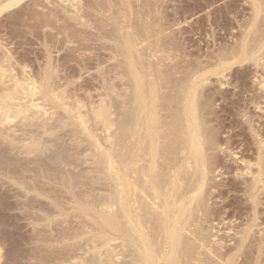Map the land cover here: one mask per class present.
<instances>
[{
  "label": "bare ground",
  "instance_id": "6f19581e",
  "mask_svg": "<svg viewBox=\"0 0 264 264\" xmlns=\"http://www.w3.org/2000/svg\"><path fill=\"white\" fill-rule=\"evenodd\" d=\"M22 1L0 0V15ZM62 1L69 2L77 10H63L69 20L75 24L81 22L96 32H88L84 27L73 28L75 24L72 26L64 19V15L59 16L62 11L51 9L47 14H39L34 1L32 4L27 2L25 7L21 6L26 19L20 21H35L32 25H26L29 30L25 26L27 31L32 32L30 28L34 31V27L50 28L55 32L43 34L40 39L44 48V53L41 51L43 56L37 59V68L28 73L24 69L29 65L25 58L15 56L14 61V57H9L6 51L0 55V175L8 176L11 179L9 182L16 184L19 190L39 195L44 192L47 198L50 194L53 199L52 192H58L60 188L71 192L73 203L69 206L79 210L91 224H85L84 229L76 228L69 234H60L56 242L70 236L81 238L94 233L87 239L90 243L86 241L84 244L89 245L85 251L86 246L81 245L84 246L81 249L85 256L89 251L93 256L90 253L89 257H74V254L72 260H75V264H264V231L257 228L262 224L258 207L264 204L260 197L264 192V123L262 127H256L253 117L247 115L241 104V101L247 100L248 96H244L251 90L247 82L250 75L254 79L251 83L264 93V0H245L250 5L251 13L243 20H236L238 30L233 32L235 26L224 22L227 24L224 27L226 36L222 34L230 40L224 38L216 42L218 38L212 36V40L217 39L212 43V40L207 42L209 45L206 43L208 49L203 54L187 53L181 49V44L168 40L164 50L166 54L170 53L169 49L175 50V53L172 52L175 58H171L174 64L160 60L166 62L163 66L152 64L147 56V51L154 53L158 41L147 45V50L136 47L137 39L142 44L148 37H153L150 34L154 31L148 27L149 24L146 27L138 26L137 29L132 28V24L131 27L127 25L131 21L127 20V13L124 12L126 8L116 9L115 4L112 5L115 2L111 3V0H108V5L87 4L96 12L95 17L101 11L105 14L108 10L111 14L115 13L116 17L117 12L118 15L122 14L121 18L115 19L106 13L107 16L102 14L101 18L95 20L91 19L93 15L84 18L83 13L79 12L80 8L76 4L81 0ZM81 18L86 21L82 22ZM212 21L211 30L219 25L218 21ZM17 24L21 23L15 22L18 27ZM222 25L218 29L222 30ZM17 27L14 29L17 34L15 37L23 36L21 28ZM106 27L109 30L102 31ZM214 31L212 34L216 33ZM89 40L110 43L108 46L101 44V48L109 51L108 58H105L113 62L107 68L102 61L94 63L96 73L90 78L100 82L101 91H104L94 96L85 92L84 89L88 88L83 89V85L76 87L75 69H63L64 73L60 70L68 61H76L81 68H87L88 63L81 62L85 61L82 51L91 50L87 45ZM54 41L78 45L72 49L68 47L71 50L62 57L60 63V60L53 61L51 57L50 49ZM170 56L166 55L164 59L168 60ZM172 68H175L173 73ZM211 77L216 83L212 82ZM117 79L126 81L127 85L129 82L130 86L123 88H129V92L116 91L120 87L116 86ZM223 85H232L238 91L232 93V98L227 97L225 90H221ZM119 89L122 90L121 87ZM256 93L253 92L248 100L259 107L258 99L264 98V95ZM218 96L230 103V109L232 105L236 107L243 120L238 118L241 116L230 117L229 120L223 116L225 120L220 119L222 115H218V108L224 111L227 108L226 104L220 106L222 109L215 107L219 104L216 101L221 100ZM121 109L125 111L121 113ZM16 119L18 121L11 126L10 123ZM15 127H24L20 129L19 136H16L18 129ZM65 128L68 130L63 132ZM240 147L242 151L238 150ZM245 149L251 151V158L244 155ZM80 155L87 157L84 161H90L101 175L100 179L109 185L108 196L103 200L90 201L88 193L82 189L83 184L76 181L84 172L76 174L77 171L73 173L74 169L70 171V167L77 165L75 162ZM225 157L229 158V163ZM226 173L231 174V177L225 184L216 182L217 179L215 181L216 177ZM240 178L243 187L239 190L243 192V198L225 199L220 207L210 202L214 192L224 199L226 191H238L237 179ZM220 185L223 188L227 186V190L220 188ZM55 186L60 187L59 190ZM243 204L245 206H241ZM232 205L236 210L248 209L246 218L243 223H239H242L241 228L232 229V236L216 237L218 232L213 233V230L218 231V228L215 229V225L222 223L226 219L225 215L228 218L226 208ZM98 206L103 208L98 210ZM215 221L220 223L216 224ZM41 234L36 235V240L42 241L45 253L51 255V246L55 241L50 237L43 239L41 237L44 235ZM39 252L34 253V259L38 262L46 264L49 257L53 256L47 258L40 256Z\"/></svg>",
  "mask_w": 264,
  "mask_h": 264
},
{
  "label": "rangeland",
  "instance_id": "374dc122",
  "mask_svg": "<svg viewBox=\"0 0 264 264\" xmlns=\"http://www.w3.org/2000/svg\"><path fill=\"white\" fill-rule=\"evenodd\" d=\"M32 1L35 2V5H36L35 8L37 7L36 8V11L39 14H47V13H49V10L51 11V9H53V10H57V11H62V12L59 13V16H62V15L65 14L63 10H68L69 9V11L70 10L73 11V10L76 9L75 6L73 7L72 5H69V2L67 3L66 1L64 2L62 0H23L20 4H17L15 6H12V7L8 8V10L7 9L4 10L5 12L3 11L1 13V15H0V44H1L0 45L1 46V48H0V55L3 54L6 51L7 54L9 52V55H10V56L8 55L9 57H14V59L12 58L14 61H15V58L17 56H21L22 58H25L26 62L29 64L28 65L25 62L28 65L27 68L26 67L24 68L27 73L30 70H35L37 68L36 65H38V60H40V58H42V56H43V53H44V50L43 49L44 48H43V46L41 44V40H40L42 38L43 34H46V32H47V34H51V33H54L55 32V30H52L50 28H44V29L37 28L36 29L33 26H30V27H33L34 31L31 28H30V30L32 32L26 30V28L28 29L27 26L29 24L32 25V23L34 24L35 21L32 20V22L30 21V23H25V20H24V22L23 21L21 22L20 19H23V18L26 19V16L25 15H22V13H23L22 8L26 6L24 4H26L27 2H29L28 4L34 3ZM192 1L193 0H111L110 2L111 3L115 2L112 5L115 4V8L116 9H121L122 8L124 10L126 8L124 12L127 13V20H130L131 21L130 23L127 21V23H129V24H127V23L126 24L129 25V26H130V24H132L133 25V26L131 25L132 28H136L138 26H139L138 28H140L141 26H144V25L146 27L147 24L150 25L148 27H150L151 29H153V31H154L153 34H150L153 37H148L147 40L145 41L146 43L143 41L142 44L139 42L141 40L137 39L136 47L139 48L140 50H142V49L146 48L147 45H151L152 43L156 44V41H158L157 44H156V47L153 50L154 53L152 51H147V53L149 52V54L147 55L149 58L148 57L147 58H148V60L150 62H152V64L155 63L154 65L163 66L167 61H169L168 63H170L172 65L174 64V60L171 59V58H175V57H173L174 54L172 53V52L175 53V50L173 51L172 49H169L170 50L169 51L170 52L169 54L168 53L166 54L167 51L164 50V49H166L165 48V44H166V42H168V40L169 41H175V42L181 44L180 45L181 46V49H184V51H186L187 53H190V52H194L195 53L196 52L198 54H203V53H205V51H207V49H208L207 46L210 43L214 42L213 40H215V39L218 38L216 42H219V40L223 41L224 38L225 39H228L227 37H224V36H226V34H225L226 32H224V27H226L227 24L231 23L232 25H234L235 28H233L232 31L233 32H236L238 30L236 28L237 27L236 26L237 25L236 20H241V19L243 20V18L245 16L247 17L248 14L251 13L250 5L245 0H222V1L221 0H218V1L217 0L216 1L215 0H209V1H207V0H194L193 2ZM47 2H48V4H47ZM59 2H61V3H59ZM95 2H96V4H95ZM107 2H108V0H96V1L95 0H93V1L92 0H81L80 3H78L76 5L79 6V8L81 10V11L79 10V12L80 13H83L84 18H87L86 16H91V17L94 16L93 18H91V17L90 18L96 20V19L101 18L102 17V14H104V12L101 11L100 14L98 13L99 16L97 15V17H95L96 16L95 15L96 12L90 6L91 5H93V6L95 5L96 6L98 3L99 4H104V5L107 4L108 5ZM126 3H127V5H126ZM87 4L90 5V6H88ZM21 6H23V7H21ZM65 6H68V7H65ZM86 7H88V8H86ZM222 9H223V11H222ZM17 10H18V12H17ZM233 10H235V11H233ZM75 11H77V10H75ZM75 11H73V12H75ZM193 11H195V12H193ZM110 12L111 11L108 10V12H106V13L108 15H112L115 19L118 18V17H120V18L122 17L121 16L122 14L119 13V15H118V12L116 13L117 17L114 16L115 13L114 14H111ZM223 12H224V14H223ZM226 12H227V14H226ZM17 14L20 15V16H18ZM105 14H104V17L107 16V14L106 15ZM184 16H185V18H184ZM217 17H218V19H217ZM12 18H14V19H12ZM84 18H81L82 19L81 20L82 22H85L86 21ZM64 19L67 20V23H69L71 25L72 24L73 25L75 24V22H72L71 20H69L65 15H64ZM201 19H202L203 22L201 21ZM211 19L212 20L214 19L216 23L218 21V24L219 25H216L215 24L216 27L218 26L216 30H215L216 27L215 28L212 27V30H211V26H210V25H212V23H211L212 20ZM223 19L225 21H222L221 22V20H223ZM227 21H228V23L225 24ZM15 22H18V23H21V24L20 25L17 24L18 25V27H17L15 25ZM61 22L62 21H60V23ZM96 23H97V21H96ZM161 23L165 27L162 26ZM4 24H6V25H4ZM13 24L15 25L14 27H13ZM22 24H24V25H22ZM78 24H79V22L77 21V23L74 26L72 25L73 28L75 27L76 29H82L84 27V29L86 28L85 30H87L88 32H91V33H95L96 32L95 29H93L91 27H88L86 25L84 26V24H82L81 22H80L79 25ZM94 24H95V21H94ZM222 24L225 25V26H223ZM215 25L213 24V26H215ZM221 25L223 27V28L221 27L222 30L218 29V28H220ZM25 26H26V28H25ZM16 27L19 28V29L21 28L20 29L21 30V34L24 33L23 34L24 37L22 35L20 37H18V36L15 37L17 35L15 33V30H14ZM108 30H109V28L106 27L102 31H108ZM41 31H42V35H41ZM213 31L216 32V33L212 34ZM166 32H168V33H166ZM207 32H209V33H207ZM222 32L225 34L224 36H223ZM32 33H35V34H32ZM210 34H212V35H210ZM217 34H218V36H215ZM59 36L62 37V35H59ZM212 36L217 37V38H213V40H212ZM222 36H223V38H222ZM183 39H184V41H181ZM228 40H230V39H228ZM55 41H56V39H55ZM55 41L52 42V46H51V49H50V51H51V57H52L53 61L60 60L59 61L60 63L63 60L62 57H64L65 55H68V53L70 52V50L72 49V47L74 45L75 46L78 45V44L76 45V43H74V42L73 43L72 42H70V43L67 42L65 44V42L57 43ZM207 42H210V43L208 44ZM104 43H105L104 41H99V42L98 41L96 42V41H93V40L87 41V45L91 49L90 51H91L92 54L90 53L89 50L82 51V56L85 57V58H83L85 61L81 62L82 64L83 63H88L87 68H84V69L81 68L78 63H75L76 61H68V62L65 63V65H64L65 67L64 66H61L60 67V70L62 71L61 73H64V70L63 69H65V70L66 69L69 70V68H70V70L75 69V71L77 72L76 73V76L74 78L75 81H76V83H75L76 84V87H79V85L81 84V85H83V87H82L83 89L84 88H88V89L91 88L92 90L89 89L90 91H87L88 89H84L85 92H87V93L90 92L91 96H94L96 94H101V93L104 92V91H101L103 88H101L102 86L99 84L100 82H98L96 80L94 81L92 79V77L90 78V76H94L95 75L94 73H96L95 68H94V63H96L98 61H100V62L102 61L103 62V65L106 66V68H107V66H110V65L113 64V62L111 63V61H107V59H106V58H108L107 56L109 55V51L108 50H104L103 48H101V44H104ZM106 44L108 46L110 43L106 42L104 45H106ZM68 47L71 48V49H69ZM100 48H101V50H100ZM205 48H206V50H205ZM10 49H11V51H10ZM94 49H95V51H94ZM57 50H59V51H57ZM144 50H147V48L144 49ZM161 50H162V52H161ZM2 51H3V53H2ZM163 51H164V53H163ZM161 54H162V56H161ZM170 54H171V56H170ZM92 55H94V56H92ZM166 55H169L170 56V58H169L170 60L169 59L168 60H165L164 59V57ZM37 57H39V58H37ZM160 60H163V61H166V62L163 63V61H160ZM88 61H90L91 63H89ZM159 62H161V63L159 64ZM70 65H71V67H68ZM89 65H90V67H89ZM18 67H20V69H21V66L20 65ZM16 68H17V66H16ZM93 69H94V71H93ZM160 69H164V67H162V68L160 67ZM68 70H66V71H68ZM235 70H237V69L235 68ZM171 71L173 73L175 71V68H172ZM79 72L81 73V75H80L81 77L78 76ZM83 77H84V79H83ZM247 78L246 79L248 80L247 81L248 82V85L250 86L249 88L254 92V94L256 92L258 93L260 90L257 88V85L251 83L254 80L252 78V75L248 76ZM117 80H115L116 86H119L120 85V87L122 88V90L120 91V89H119L120 87H119L118 89H116V91L117 92H120V93L122 91H124V93H126L125 91L129 92L128 91L129 88H127V87H126L127 89H124L123 90V88H125V86L127 85L126 81H122L121 82L120 80H118V81ZM211 80H212V82H214V78L211 77ZM84 82L86 84H84ZM214 83H216V82H214ZM75 84H74V86H75ZM87 84H89V85H87ZM127 86L128 87L130 86L129 85V82H128V85ZM96 87L98 89L95 90L94 88H96ZM211 87H212V85H211ZM222 87H221V90L222 91L225 90L224 93L226 94L227 97H230L231 96V98H232V93H234V91L235 92L238 91V89L237 88H234L232 85H223ZM99 89H100V91H99ZM97 90L100 93H98ZM251 90L245 94V96H244L245 98H247V96L249 98L250 95H252L253 92ZM81 92H83V91H81ZM94 92H95V94H94ZM260 92L258 94L264 95L263 92H261V93ZM219 96H221V94H219ZM248 98H247L246 101H245V99H244V101H241L243 103H241V102L240 103L244 105L247 115H250L251 117H253L252 120L254 121V125L256 127H259V125H260V127H262L261 124L264 123V98L262 97V99H258V100H260L259 101V107H256V105L254 103H251V101L248 100ZM227 102L228 101H224L223 99H221V100L218 99L216 101V104L219 103L218 105H215V107L217 106L216 108H218L220 106L222 107V105H225V104H226L225 107L227 108L226 109L227 111H224L221 107L220 108L222 110H219V108H218V111H220L218 113V115L219 116L222 115L220 117V119H224V118L226 119V118H228L227 120H229L230 117H234V116L235 117L236 116L238 117V116H241V115H238L239 112H237V110H235L237 108L232 105V109H230L231 108L230 107L231 105H229L230 103H227ZM233 107H234V109H233ZM229 109H230V112H229ZM121 110H120L121 113L125 111V109H123L124 111L123 110L121 111ZM225 112H228V114H230V115H228L227 113L225 114ZM227 115H228V117H227ZM231 115H233V116H231ZM223 116H224V118H223ZM238 118L242 119L243 117L241 116V117H238ZM17 121H18V119H16L13 122H11L10 123L11 126L14 125ZM7 127H10V125L8 124ZM1 128L4 129L3 126ZM5 128H6V126H5ZM21 128H16V127L14 128V129H18L19 130V131L16 130V132H15L16 133V136H17V134H18V136L21 134L20 133V129ZM67 130H68V128H65L62 131L65 132ZM11 132H12V130L9 131V133H11ZM102 135H104V133ZM224 135H225V133L223 134V136ZM68 144H69V142H68ZM69 145H71V142H70ZM238 150L242 151V148L241 149H238ZM243 153H244V155H246V157L251 158V156H252L250 154L251 151H248L246 149L243 151ZM239 155H237V156H239ZM22 156H24V155H20L19 157H22ZM78 158H79L78 160L80 162L78 160L76 161L77 163L75 162V165L77 164L76 166H78V167H76V166L73 167V168L70 167V171H72V169H74L73 170L74 171L73 173H75L76 171L78 172V173L76 172V174H79V173L81 174V173L84 172L83 173L84 176L82 175V177H81L83 179H81V178L78 177V178H76V179H78L76 181H79L80 183L83 184V188L82 189L83 190H86V192L88 193V198H90V201L92 200V202H93V201H97V200H101V199L103 200L104 198H106L108 196V193L109 192H107V191L109 190V185L107 184L106 181H104V180L102 181V179H100L101 175L99 173H97V171H95V169L93 168L94 166L91 163H89L90 161H84V158L87 159V157H85L83 155H80V156H78ZM228 159L226 158L227 161H228ZM230 162H231V164H233V167H234V163H232V160ZM228 163H229V161H228ZM89 170H92V172H90ZM27 175H28V177L30 176V174H27ZM95 176H97L98 178L95 177ZM5 177H6V179H5ZM230 177H231V174L226 173L224 175H220V176L216 177L215 178V181L217 179L216 182H219V183L221 182L222 184L223 183L225 184V182H227L228 181V178L230 179ZM9 180L11 181V179L8 176L0 175V264H45L43 262H38L37 259H34V257L36 256V255H34V253L36 251H38V252L40 251L39 252L40 253V256H45V257L47 256V258H48V256L53 255V256L49 257V260H47L48 263H46V264H75L74 263L75 260L74 259L72 260V257L74 256V254H75L74 257H78V255H79V257L80 256L81 257H87V256L89 257L90 255L93 256L92 255L93 253H91L90 251H89V254L90 253L91 254L90 255L88 254V255L85 256L84 251L87 249V246H89V245H84V244L86 243L87 239L89 240L90 237H92V234H94V233H90L88 235L85 234V235L81 236V238L80 237H77V238L74 237L75 239L70 236V237L65 238L61 242H56V240H57L56 238H59L62 235V233L63 234L64 233L69 234L72 230L74 231L76 228L84 229L83 227L85 226V224H91L90 221L88 222L87 220H85L84 215L81 212H79V210L71 209L70 206L73 203L72 202L73 199L71 200V192H66L62 188H60L58 186H55V187H57L58 190L60 188V190L58 192H52V193H54L52 195L55 196V198H54V196H52L53 197V199H52L50 194H49V197L47 198L48 195L46 194L47 195L46 196L44 192L39 195L38 193H35V192H29V191L28 192H25L22 189L19 190V187L16 186V184L13 185V182L11 183V182H9ZM237 180H238L239 183L242 182L241 178H240V180L239 179H237ZM92 183H93V185H92ZM239 183L237 184L238 191L237 190H236V192L235 191H229V190H228L229 192L226 191L225 192V196H224L225 198L224 199L223 198L221 199L220 197H218L219 196L218 195V192H214V194H213L214 196L212 195V199L210 200V202L213 201V202H215V206L216 207L217 206L220 207V205H222L223 202H225V199L229 200V199H232L233 197H238L240 199L243 198V192L241 190H239L240 187L241 188L243 187V184L240 183L241 185H239ZM84 185L86 186V188H85ZM88 187H90V188H88ZM219 187L222 188L223 190L224 189L227 190V186H225L223 188V186L220 185ZM86 192H83V193H86ZM215 196L217 197V199H216ZM260 197L262 198V202L264 203V192L260 195ZM213 198H215V199H213ZM58 203L61 204V207H60V204H58ZM31 204H33V205H31ZM66 206H68V207H66ZM211 206L214 207V204L212 203ZM241 206H245V205L243 204ZM62 207H64V208H62ZM65 208H68V209H65ZM97 208H98V210H100L103 207L102 206H98ZM234 209H235L234 208V205L230 206V208H228V207L226 208V211L228 212V213L226 212V214H228V218L229 219L225 215V218L226 219H224V221H221L222 223H220L218 221L217 222L215 221L216 224L217 223H220L221 224V225L218 224L217 226L215 225V229L218 228L217 229L218 231L213 230V233L214 232H218V233H216L217 234L216 237H218V235H220L219 236L220 238L221 237L222 238H226L227 236L230 237L233 234V230L232 229H234L235 227H236L235 229L241 228V224L244 222V219L246 218L245 213H247L246 211H248V209L247 210L246 209H241V210H236L235 209V211H234ZM258 209H260L259 211L261 212V214L259 216H260V222L262 221V224L259 227H257V228H262L263 231H264V204L259 205ZM50 210H51V212L49 213ZM230 215H234V216H230ZM45 218L48 219V220H46ZM85 221H87L88 223L87 222L84 223ZM223 222L224 223L226 222L228 224L225 225ZM240 222H242V223L239 224ZM47 224H49V225L50 224H53V225H50V226L48 225V227L47 226L45 227V225H47ZM231 227H233V228H231ZM48 228L50 229V232H49V229ZM65 228H67V229H65ZM58 231H60V232H58ZM38 233H42L44 236H46V237L42 236L41 238H43V239H45L47 237H50V239L53 238L52 240L55 241L53 243V245L51 244L52 242L49 243L50 245H52L51 246V249H53L52 250L53 253L51 255H49V254L47 255V253H45V251H46L45 249L46 248L44 249L43 242L40 241L39 239L36 240V238H37L36 235ZM48 233H49V235H48ZM66 239H67V241H66ZM88 242L89 241H87V243ZM81 245L86 246V248L83 246L84 247V251L82 250L83 247ZM34 246H35V248H33ZM16 251H17V253H16ZM55 252H56V254H54ZM41 253H42V255H41ZM62 253H65L66 255L65 254H62ZM55 255H57L56 256L57 258L55 257ZM58 255H60V256H58ZM61 256H63V257H61ZM52 257H53V259H52ZM60 257L62 258V260H60L61 259ZM12 258H14V259H12ZM63 258H64V260H63ZM53 260H54V262H53ZM78 260L79 259H77V261ZM76 264H77V262H76Z\"/></svg>",
  "mask_w": 264,
  "mask_h": 264
}]
</instances>
